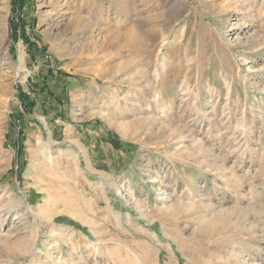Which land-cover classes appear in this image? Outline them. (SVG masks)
Segmentation results:
<instances>
[{
  "label": "rangeland",
  "instance_id": "1",
  "mask_svg": "<svg viewBox=\"0 0 264 264\" xmlns=\"http://www.w3.org/2000/svg\"><path fill=\"white\" fill-rule=\"evenodd\" d=\"M0 264H264V0H0Z\"/></svg>",
  "mask_w": 264,
  "mask_h": 264
},
{
  "label": "trees",
  "instance_id": "2",
  "mask_svg": "<svg viewBox=\"0 0 264 264\" xmlns=\"http://www.w3.org/2000/svg\"><path fill=\"white\" fill-rule=\"evenodd\" d=\"M27 2H28V0H11L12 12L17 16L20 15V12L23 10V8L25 7V4H27ZM9 27H10V37L13 41H16L19 36L22 37V39H23V37H24V35H23V32H24L23 31L24 30L23 23L19 22V24L17 25V23L13 22V20L11 19ZM24 38H25V40H27L26 37H24ZM32 48H31L32 49L31 51L37 50L35 47H32ZM34 56H35V52L34 53L31 52V57L34 58ZM19 100L22 102V104L24 105V108L27 111L32 110L34 103L26 102V100L23 99L21 96L19 97Z\"/></svg>",
  "mask_w": 264,
  "mask_h": 264
},
{
  "label": "bare ground",
  "instance_id": "3",
  "mask_svg": "<svg viewBox=\"0 0 264 264\" xmlns=\"http://www.w3.org/2000/svg\"><path fill=\"white\" fill-rule=\"evenodd\" d=\"M7 76H8V75H7ZM4 87H5V86H4ZM5 91L7 92V90H6V89H5ZM28 216H29V215H28ZM75 217H76L77 219H79V218H80L79 216H78V217H77V216H75ZM17 218H18V217H17Z\"/></svg>",
  "mask_w": 264,
  "mask_h": 264
}]
</instances>
